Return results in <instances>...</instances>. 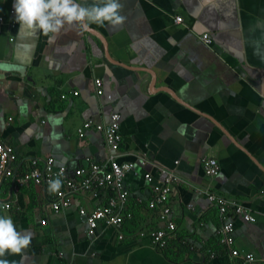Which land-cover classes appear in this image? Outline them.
I'll return each mask as SVG.
<instances>
[{"label":"crops","instance_id":"1","mask_svg":"<svg viewBox=\"0 0 264 264\" xmlns=\"http://www.w3.org/2000/svg\"><path fill=\"white\" fill-rule=\"evenodd\" d=\"M13 3L0 0V64L19 66L0 70V141L18 154V171H26L32 158L54 157L70 176L88 167V159L104 163V135L91 130L82 139L78 130L87 120L107 123L120 113L121 161L136 165L127 186L139 229L158 226L145 176L152 173L158 181L160 168H177L183 182L172 194L173 218L190 249L181 261L170 259L151 239L133 236L130 223L124 240L104 225L91 235L80 208L104 202L105 193L78 194L72 206L56 212L48 187L29 184L13 191L8 180L0 187V215L10 216L17 231L31 233V243L0 259L236 264L221 244L222 220L204 194L208 188L252 210L256 223L234 218L237 246L264 256V0H120L126 19L119 26H65L48 36L13 24ZM205 33L211 44L202 39ZM97 79L104 81L103 95ZM205 159L220 164L214 181L206 175ZM4 201L11 208H2Z\"/></svg>","mask_w":264,"mask_h":264},{"label":"built area","instance_id":"2","mask_svg":"<svg viewBox=\"0 0 264 264\" xmlns=\"http://www.w3.org/2000/svg\"><path fill=\"white\" fill-rule=\"evenodd\" d=\"M12 15L14 11L11 12ZM13 24L15 20H13ZM177 23L184 22L183 16H177ZM0 22L4 18L0 17ZM202 39L211 44L213 38L209 33H205ZM97 92L104 94V81L96 80ZM75 96H79L78 91H74ZM63 98H68L64 94ZM123 117L120 113H114L107 123L98 124L94 120H87L78 130L79 137L84 139L88 131L97 130L104 135L106 147L108 149V158L104 163L89 160L88 167H79L74 176L69 175L66 166H57L54 157L46 160L32 158L28 161V169L23 173L17 169V164L22 161L11 145L0 141V187L8 180L13 182V191L29 185L48 187L52 180L59 179L61 187L54 192L52 207L56 212H61L69 208L75 202L79 194L105 193L104 202L98 203L92 209L86 206L80 208V213L88 225L91 235H98L101 225L107 228H115L119 232L121 240L126 239V222L133 219L136 213L130 207L131 190L127 186V178L130 173L136 171L135 163L122 162L121 154L124 136L122 133ZM205 172L212 181L216 180L221 174V167L217 160L205 159ZM144 165L150 164L147 158L143 159ZM177 164H180L178 161ZM160 174L163 179L158 180L152 173L145 177L153 188V197L148 205L156 213L155 223L158 226L145 227L137 231H131L133 236H139L143 239L149 238L157 248H166L170 241L179 236L178 224L173 218L174 209L171 203L174 188L183 182L178 169L160 168ZM204 194L215 209L218 210L222 220V226L219 230L221 244L229 251L230 257L236 264H264V256H259L253 252H243L239 249L236 242V222L235 217H242L246 222L256 223L257 219L252 212L243 203L230 200L212 192L208 188ZM6 205V207H4ZM2 208H11L9 201L1 202ZM194 209V205H190ZM47 224V220H43ZM213 257H217L215 253Z\"/></svg>","mask_w":264,"mask_h":264},{"label":"clouds","instance_id":"3","mask_svg":"<svg viewBox=\"0 0 264 264\" xmlns=\"http://www.w3.org/2000/svg\"><path fill=\"white\" fill-rule=\"evenodd\" d=\"M120 0H93L91 4L77 0H14V20L20 28L42 31L44 35L58 34L65 27H75L80 31L90 30V25L105 22L119 26L126 17L121 14ZM0 70H19L17 65L0 64ZM61 187L59 179L49 183V191L56 192ZM6 207V205H4ZM31 243V233L17 231L10 216L0 215V257L6 254H20ZM0 264H16L0 259Z\"/></svg>","mask_w":264,"mask_h":264},{"label":"trees","instance_id":"4","mask_svg":"<svg viewBox=\"0 0 264 264\" xmlns=\"http://www.w3.org/2000/svg\"><path fill=\"white\" fill-rule=\"evenodd\" d=\"M20 172L23 173L24 170ZM129 223H130L129 228L131 229V231H137L141 227L139 226L140 224L138 223L136 217L126 222V224ZM189 247L190 246L187 245L183 237L178 236L170 241V245L168 247L166 248L164 247V251L167 253L166 255L168 256V258L174 259L176 261H181L185 257V255L189 252L190 249Z\"/></svg>","mask_w":264,"mask_h":264}]
</instances>
